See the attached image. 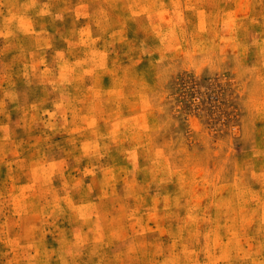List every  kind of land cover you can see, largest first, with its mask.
Returning <instances> with one entry per match:
<instances>
[{"label": "rangeland", "instance_id": "1", "mask_svg": "<svg viewBox=\"0 0 264 264\" xmlns=\"http://www.w3.org/2000/svg\"><path fill=\"white\" fill-rule=\"evenodd\" d=\"M0 264H264V0H0Z\"/></svg>", "mask_w": 264, "mask_h": 264}]
</instances>
